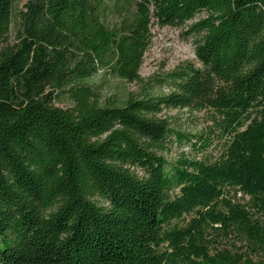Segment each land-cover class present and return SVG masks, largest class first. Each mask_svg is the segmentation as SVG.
<instances>
[{
  "label": "trees",
  "instance_id": "16d2710c",
  "mask_svg": "<svg viewBox=\"0 0 264 264\" xmlns=\"http://www.w3.org/2000/svg\"><path fill=\"white\" fill-rule=\"evenodd\" d=\"M13 1L0 0V264H264V0H135L112 29L88 0H27L10 43ZM200 13L186 31L198 65L166 74V91L97 103L99 70L140 80L152 19ZM172 110L207 111L216 132L181 133ZM213 138V161L163 156ZM209 230L245 245L211 251Z\"/></svg>",
  "mask_w": 264,
  "mask_h": 264
},
{
  "label": "rangeland",
  "instance_id": "374dc122",
  "mask_svg": "<svg viewBox=\"0 0 264 264\" xmlns=\"http://www.w3.org/2000/svg\"><path fill=\"white\" fill-rule=\"evenodd\" d=\"M27 0H14L11 10V26L9 42L16 40L19 13L23 11ZM93 5L100 16L101 21L110 29L118 25L122 19L129 16L134 9L135 0H88ZM204 17V13L198 14L193 21L187 22L180 27H159L152 19L151 44L143 56V62L139 70V81L127 82L121 80L107 70H99L91 77L87 83L97 90L96 101L103 106L108 103L118 104L129 95L141 97L153 93L166 91L160 85L164 76L178 66L192 63L198 65L195 58V39L193 35L187 36L188 27L198 19ZM58 107H63L65 103L55 102ZM170 119V125L177 131L184 134H207L208 129L216 132L211 121V114L207 111L195 112L189 110L168 111L163 113ZM208 136V135H207ZM221 143L213 138L211 146L205 151L196 153L187 143L172 145L164 153V157L172 161L182 154L191 157L203 158L213 161L221 151ZM241 203H247V197L238 196ZM189 218L186 217L185 221ZM206 238L211 241V251L227 248L233 250L240 249L244 244L243 240L236 237L235 233L226 236L221 231L206 232ZM241 250V249H240ZM245 249L242 250V252Z\"/></svg>",
  "mask_w": 264,
  "mask_h": 264
},
{
  "label": "built area",
  "instance_id": "2783aa9c",
  "mask_svg": "<svg viewBox=\"0 0 264 264\" xmlns=\"http://www.w3.org/2000/svg\"><path fill=\"white\" fill-rule=\"evenodd\" d=\"M238 196H241V195H238Z\"/></svg>",
  "mask_w": 264,
  "mask_h": 264
}]
</instances>
